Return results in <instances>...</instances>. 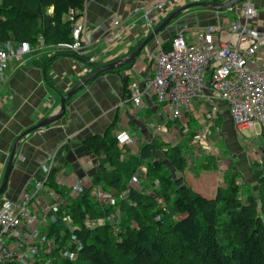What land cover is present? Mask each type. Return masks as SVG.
Returning a JSON list of instances; mask_svg holds the SVG:
<instances>
[{"label":"trees","instance_id":"1","mask_svg":"<svg viewBox=\"0 0 264 264\" xmlns=\"http://www.w3.org/2000/svg\"><path fill=\"white\" fill-rule=\"evenodd\" d=\"M84 4L85 0H2L0 44L5 48L10 43L27 42L32 53H38L41 47L53 49L71 42L69 18L72 13L74 21L81 19ZM162 48L167 50L169 42H164ZM57 53L88 59L72 52ZM133 64L134 61L103 74L129 70ZM92 66L95 70L102 65ZM122 82L126 99L129 78L123 76ZM219 120L220 117L214 119L211 129L219 126ZM82 145L88 156L96 158L99 171L91 175V185L80 187L76 195L61 190L55 183L56 168L50 172L46 185L58 192L63 203L54 209V221L45 227L42 243L35 244L36 250L24 264H46L49 254L53 256L52 264H264V218L259 216V211L264 212L262 171L254 168L252 177L258 180L254 195L242 194L237 175L229 174L227 188L218 187L214 196L207 198L190 186L175 185L167 167L155 160L158 154L165 153L168 164L182 172L186 159L180 147L162 152L163 144L155 138L130 156L127 147H119L108 133L89 137ZM123 156H130L127 163ZM142 166L148 189L147 183L152 185L155 178L158 180V187L151 194H147L144 185L140 192L127 187L129 178ZM94 187L111 192L116 197V207L99 206L91 196ZM117 210L121 215L118 232L107 222L89 226ZM150 210L154 212L147 221L143 213L150 214ZM68 254H75L74 261Z\"/></svg>","mask_w":264,"mask_h":264},{"label":"crops","instance_id":"2","mask_svg":"<svg viewBox=\"0 0 264 264\" xmlns=\"http://www.w3.org/2000/svg\"><path fill=\"white\" fill-rule=\"evenodd\" d=\"M249 1L255 8L262 6L264 9V0ZM194 2L208 0H184L181 5H171L164 14L152 10V22H148L151 25L153 23L154 30L159 26L157 24L172 12ZM152 3L153 0H85L81 18L85 24L82 44L87 51L86 56L95 59L92 64L88 59L83 61L80 57L58 54L49 47H41L38 53H31L20 65L9 62L2 75L0 89V182L11 146L18 135L55 112L59 106V97L93 72L92 65H105L118 60L128 55L131 47L144 41L147 31L146 22L142 17L145 5ZM197 10L200 12L193 13ZM189 13L194 16L184 19H181V16L175 20L149 43L147 50L155 53L158 43L163 45V40H167L169 35L171 38L176 30L185 29L193 33L204 24L200 22L205 18L211 20L203 26L220 23L224 18V21L230 20L221 16L223 12L210 15L206 14L211 13L210 11L195 9L184 15ZM115 17H119L127 29L120 39L109 45L105 38ZM146 55L143 51L129 70L102 74L92 80L68 101L63 119L26 138L21 143L7 187L0 200L5 198L16 202L39 218L41 209L45 203L48 204L52 190L46 185V163L54 152L57 154L55 183L61 190L70 191L72 194L73 186H90L91 175L99 171V163L94 156L87 155V150L82 145L89 137H103L107 133L114 136L117 132L125 131L133 141V145L127 147L126 153L130 156L137 154L141 146L155 138L162 141L168 135L176 137L177 134L182 137L176 124L178 121L168 122V126H164L165 112L156 104L153 96L143 97L142 104L137 108L123 97V76L129 78V84L136 82L140 85L151 76V66ZM192 103L206 110L207 102L201 96ZM216 105L218 116L230 125L225 105ZM191 110L190 108L187 113ZM158 125L164 129L155 133V127ZM40 183L43 187L41 185V189L33 196L36 186ZM215 192L216 189L213 196ZM59 203H63L60 195L51 207Z\"/></svg>","mask_w":264,"mask_h":264},{"label":"built area","instance_id":"3","mask_svg":"<svg viewBox=\"0 0 264 264\" xmlns=\"http://www.w3.org/2000/svg\"><path fill=\"white\" fill-rule=\"evenodd\" d=\"M231 0H208L224 4ZM184 0H153L145 5L143 21L146 22L147 35L153 31L150 12L164 14L171 5H181ZM234 18L221 20L220 23L196 28L193 33L179 29L170 38L169 48L164 50L161 42L155 53L147 48V60L151 66V76L141 85L129 84V95L125 99L134 107H140L143 97L153 96L156 104L165 112L164 126L168 122L178 121L185 117L192 102L200 97L206 100L204 119L208 125L203 127L196 136V142L206 140L210 133L209 127L218 115L216 103H223L227 117L234 128L252 130L256 126L264 132V25H258L257 10L250 1L234 5ZM72 22L71 42L58 44L53 48L56 52H72L79 56L87 55L83 46L85 24L81 19ZM82 18V17H81ZM126 27L119 17L113 18L109 34L105 41L112 45L125 34ZM32 53L27 42L0 44V89L3 73L10 61L24 63ZM90 64L95 62L88 58ZM163 126H156L155 133L163 131ZM115 140L119 147H131L133 141L125 131L117 132ZM202 145V144H201ZM56 152L52 153L46 163L47 177L56 165ZM144 168L138 170L144 173ZM47 181V180H46ZM41 185L36 186L35 196ZM79 186H73V194L79 192ZM93 200L102 207H116V197L100 187L91 190ZM60 204V203H59ZM58 204V205H59ZM51 207L47 203L40 211V217L27 212L22 205L9 199L0 200V264H24L36 250L33 242L39 228L46 227L54 221ZM120 212L111 213L107 219L89 223L90 227L102 226L104 223L113 225L118 232ZM41 244V243H40ZM32 247L31 255L27 249Z\"/></svg>","mask_w":264,"mask_h":264},{"label":"rangeland","instance_id":"4","mask_svg":"<svg viewBox=\"0 0 264 264\" xmlns=\"http://www.w3.org/2000/svg\"><path fill=\"white\" fill-rule=\"evenodd\" d=\"M1 1L2 0H0V3ZM231 9L223 12L221 16H226V18L228 19L234 18V10ZM256 10L258 25H264L263 7L256 6ZM196 12L200 11L197 10L193 13ZM206 14L214 15L216 13L211 12ZM187 16L191 18L190 16L194 15H191V13H189L182 16L181 19H184ZM210 20V18H205L201 20L200 24H208ZM260 21H262L263 23H261ZM203 25L199 28L202 29L203 27L207 26ZM168 38L167 40L165 38L163 41L169 42L170 35ZM190 108L192 109V112L190 111V113H187L184 118L178 120V122L176 123L177 127L181 130L182 137L177 136V134L176 137L168 135L164 140L162 139L161 141V144H163V147L161 149L162 152H166L168 148L180 147V150L186 159L183 171H175L168 164L165 153L158 154L155 158V160H161L162 163L167 167V172L172 176L173 183L177 186H188V184H191L190 187L193 189V191L198 193L201 192L203 196L211 198L213 197V191L218 187L224 190L227 188L226 179L229 174H236V182L239 184V187H241L242 194L249 196L250 194L254 195L255 193H257L258 180H254V178L252 177L254 168H256V171H262L264 173V134L260 132L259 127L256 126L252 130L245 128H241L240 130H238L237 128L230 126L220 117L219 126L215 129H211L214 126L213 122L212 126L209 127L210 133H205L206 140L203 142H196V136L200 132L204 134L203 127L208 125L207 121L204 119V113L206 111L203 109V107H200L194 103L191 104ZM217 117L219 116L217 115L215 118ZM129 157L130 156H123L125 163H127ZM140 168L145 167L142 166ZM143 172H145V169ZM145 176L146 174L144 173H135L131 178H129L127 187L140 192L141 190H143L142 188L144 185V187H146L149 191L147 194H151L152 191H154L158 187V180L157 178H155L152 182V185L150 183H147L149 185V188L151 189L150 190L144 184ZM58 198V192L51 190L48 205L53 206V203ZM155 204L159 208L161 207L160 205H158L159 201H156ZM153 212L154 211L150 210L149 214L146 211L145 214L143 213L144 218L148 221L147 218H149ZM52 213L56 216L55 210H53ZM259 216L260 218H264V212L261 214V212L259 211ZM135 226L136 225L133 223L132 227ZM44 229L46 228H41L39 234L35 236L33 240L35 244L42 243L44 239L42 232ZM150 238H153L152 233H150ZM31 250L32 247H29L27 249L28 255H31ZM68 256H70L72 261H74L75 254L74 256L68 254ZM52 262L53 256L49 254L44 263L52 264Z\"/></svg>","mask_w":264,"mask_h":264},{"label":"water","instance_id":"5","mask_svg":"<svg viewBox=\"0 0 264 264\" xmlns=\"http://www.w3.org/2000/svg\"><path fill=\"white\" fill-rule=\"evenodd\" d=\"M244 1H249V0H231L225 4H217L213 2H194L192 4H188L180 7L179 9L172 12L169 16H167L165 20H163L156 29L150 32V34L144 39V41L128 55L118 60H114L108 64L96 67V69L93 72H91L88 76L82 79L71 90H69L63 96H60L59 106L55 112H53L52 114H50L49 116L38 122L36 125L22 132L14 140L0 182V199L3 196L5 189L7 187V183L10 174L12 172V169L14 167L15 161L17 159V155L21 147V143L34 132L41 130L45 127H48L54 123H57L58 121L63 119V117L65 116L66 105L68 101L73 96H75L80 90H82L88 83H90L92 80H94L95 78H97L98 76H100L105 72L120 69L128 65L130 62L136 61L137 58L142 54V52L146 50L147 46L152 40H154L167 26H169L171 23H173L175 20H177L178 18H180L190 10L201 9L210 12L221 13L230 10L232 7H234V5Z\"/></svg>","mask_w":264,"mask_h":264}]
</instances>
